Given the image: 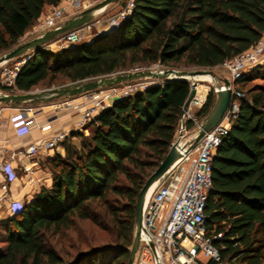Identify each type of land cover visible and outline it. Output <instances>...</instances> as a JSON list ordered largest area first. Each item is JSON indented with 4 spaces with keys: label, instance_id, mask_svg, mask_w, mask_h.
<instances>
[{
    "label": "trees",
    "instance_id": "trees-1",
    "mask_svg": "<svg viewBox=\"0 0 264 264\" xmlns=\"http://www.w3.org/2000/svg\"><path fill=\"white\" fill-rule=\"evenodd\" d=\"M59 2L0 0V52L16 47L45 6ZM133 2L131 13L109 32L58 50L43 45L26 53L18 89L157 62L215 67L249 49L264 32V0ZM237 81L243 82L244 97L212 158L206 224L210 233L221 234L215 243L222 264H264V63ZM189 94L186 79H165L101 110L93 129L78 133L80 147L67 143L64 155L49 160L51 186L0 220V264H127L138 194L167 155ZM215 100L211 89L200 117ZM79 220L107 231V241L91 243ZM56 235L65 242L60 248L51 242Z\"/></svg>",
    "mask_w": 264,
    "mask_h": 264
},
{
    "label": "built area",
    "instance_id": "built-area-1",
    "mask_svg": "<svg viewBox=\"0 0 264 264\" xmlns=\"http://www.w3.org/2000/svg\"><path fill=\"white\" fill-rule=\"evenodd\" d=\"M90 5L89 0H60L57 5L52 6L40 16L31 32L36 36L40 35L61 24L68 11L76 14ZM133 6V0H126V4L121 6L116 13L105 18L107 26L116 27L119 25L122 19L131 13ZM103 20L95 16L93 20L70 29L57 36L55 40L47 42L44 47L54 50L53 46L63 48L84 41L90 37L93 28L102 24ZM29 56L23 54L0 64V90L7 93L22 92L18 89L16 80L21 67ZM262 63H264V32L253 46L237 56L227 59L222 64L230 75L232 100L217 125L206 132L194 148L187 151V147L192 142L185 139L187 128H189L187 123L193 121L200 128L198 111L206 98L200 81L196 79V93L185 110L184 127L181 132L179 126V136L174 139L180 138V143L184 146L181 149L183 157L162 176L149 199L146 200L143 217L144 230L141 234L134 264H222L220 247L215 243V239H218L221 234L210 233L206 224V203L212 189V158L222 142L223 136L232 127L239 112L241 98L244 97V92L235 83L244 73ZM145 79L139 78L122 82V85L116 84L75 96L62 97L51 101L46 106H49L55 115L61 111L80 110L81 116L76 127L81 129L85 125L93 123L96 115L112 105L115 100L131 96L148 85L156 83L155 80H159L155 79L152 82ZM187 81L191 89L193 81L189 79ZM217 85V83H213V87L208 85L206 90L214 89L216 92ZM221 85L224 87L223 84ZM35 108L30 106L21 110L19 113L21 123L17 125L19 128L29 129V123L36 113ZM30 113L32 116L29 115ZM1 128L2 112L0 108V130ZM67 134L66 131H63L53 135L50 139L33 142L17 152L12 151L10 158L13 159L16 154L35 157L41 149L47 150L58 145ZM3 152L4 143L0 146V154ZM0 173H5L7 179H9L10 173L14 174L10 159H0ZM10 207L16 212L22 205L11 204Z\"/></svg>",
    "mask_w": 264,
    "mask_h": 264
},
{
    "label": "water",
    "instance_id": "water-1",
    "mask_svg": "<svg viewBox=\"0 0 264 264\" xmlns=\"http://www.w3.org/2000/svg\"><path fill=\"white\" fill-rule=\"evenodd\" d=\"M120 0H100L98 3L83 9L72 17L65 19L57 27L50 28L40 35H37L23 43L18 44L16 47L0 55V64L6 60L21 56L28 53L30 50L37 51L40 46L45 45L47 42L53 40L55 37L61 35L62 33L79 27L86 22L93 20L96 16V13L101 9L107 7L112 3H117ZM126 4V0L122 1V6ZM107 27V26H106ZM114 27H108L98 33L97 36L108 32ZM210 74L213 78L218 79L216 91V100L209 111L205 116L203 122L200 125L198 132L196 133L193 141L187 147V151L194 148L205 135L206 132L213 129L217 123L222 119L225 111L227 110L231 100H232V91L230 88V79L227 77L219 78L213 70L206 69H176V68H165V69H136L128 70L123 72L114 73L111 75H103L95 78H90L81 81L70 82L65 85L58 87H51L48 89L38 90V91H22L17 93H7L0 90V102L5 104H22L27 102H49L62 97L75 96L82 94L87 91L95 90L102 87L113 86L122 82L131 81L139 78H154L159 80L177 78V79H189L193 81V86L190 89V94L186 99L182 113L180 116L179 126L184 127L185 124V110L187 109L190 101L196 93V77L200 74ZM224 87H222V85ZM184 146L180 143V138H177L171 144V147L161 161L159 166L155 171L147 178L144 185L142 186L137 202H136V229L133 244L130 249V254L127 264H134L136 252L140 244L141 234L144 230L143 228V217L144 209L146 204V197L149 190L156 186L162 176L179 160L183 157L181 149Z\"/></svg>",
    "mask_w": 264,
    "mask_h": 264
},
{
    "label": "crops",
    "instance_id": "crops-1",
    "mask_svg": "<svg viewBox=\"0 0 264 264\" xmlns=\"http://www.w3.org/2000/svg\"><path fill=\"white\" fill-rule=\"evenodd\" d=\"M121 2L117 5L120 6ZM52 6L46 5L43 13ZM106 8H110V5ZM30 106L36 107V113L29 123L30 127L29 129L19 128L17 126L21 123L19 113ZM0 108L2 112L0 146L4 143V152L0 154V159H10L14 173H10L9 179L5 173H0V220H5L14 214L12 207L9 208L11 204L23 205L32 200L43 187L51 186L52 170L49 160L57 153L64 155L67 143L80 147L82 136L78 133L88 134L93 129V123L78 129L76 123L81 116L80 110L61 111L55 115L54 111L46 105L44 107L35 104L24 106L1 102ZM29 115L32 116L31 113ZM63 131L68 134L55 147L47 150L41 149L35 157L16 154L13 159L10 158L12 151L17 152L24 146L43 139H50L53 135ZM1 207H7L6 211H2Z\"/></svg>",
    "mask_w": 264,
    "mask_h": 264
},
{
    "label": "rangeland",
    "instance_id": "rangeland-1",
    "mask_svg": "<svg viewBox=\"0 0 264 264\" xmlns=\"http://www.w3.org/2000/svg\"><path fill=\"white\" fill-rule=\"evenodd\" d=\"M100 0H89V2H91V5H94L96 3H98ZM121 1L123 0H120L119 2L117 3H112L110 4V8H106L103 10V11H100V12H97L96 13V17H99V18H102L104 19L100 24L98 25L97 27H94L93 28V32L92 34L90 35V37L88 39H92L94 37H96L98 35V33L100 34V32L104 29H108L109 26H107V23L105 21V18L106 17H109L111 15H113L114 13H116V11L122 6V5H117L119 4ZM122 4V2H121ZM115 5V6H114ZM89 6V7H90ZM109 6V5H108ZM52 7H50L51 9ZM88 8V7H86ZM49 10V9H48ZM48 10H46L45 12H47ZM81 11V10H80ZM74 15V13L72 11H68L66 13V18H70ZM36 24V22L26 31V33L21 37L20 41H19V44L20 43H23L33 37L36 36V34H33L31 31L32 29L34 28V25ZM107 26V27H106ZM112 27V26H111ZM110 27V28H111ZM115 28V27H114ZM114 28H112L111 30H113ZM111 30H108L111 31ZM56 38H54L53 40H55ZM52 40V41H53ZM50 42V41H49ZM54 50H58L60 48H58L57 46H53L52 47ZM7 52V51H6ZM30 53L31 52H34V50H30L29 51ZM28 52V53H29ZM5 52H0V55L3 54ZM165 68H176V69H188V70H194V69H206V70H213L216 75L219 77V78H224V77H227L228 79H230V75L229 73L227 72V70L224 68L223 65H218V66H215V67H199V66H183V65H179V66H171V65H166V64H162L160 62H157V63H154V64H151V65H148V66H138V67H133L129 70H136V69H165ZM118 73V72H117ZM148 81H152L155 80L154 78H146ZM145 79V80H146ZM135 80V79H134ZM132 81V80H131ZM156 83L157 82H160L161 80H155ZM218 81V79H217ZM216 79L212 77L211 80H200V86L202 88V90L204 91L205 95L204 96H207L208 92L211 90H206V86L210 85L211 87H213V83H217ZM162 82V81H161ZM255 82H261L260 79L258 80H255L254 82H250L247 84V86L255 83ZM70 82H65L63 84H54L52 86H49L47 87L46 85L42 84L40 85L39 87H36L34 88L33 90L31 91H38V90H43V89H48V88H51V87H58V86H61V85H65V84H68ZM243 82L242 81H237L235 83V85L240 88V84H242ZM120 85H122V83H119ZM206 99V98H205ZM51 101L49 102H27V103H22L24 106H28L29 104H35V105H39V106H42V105H47L49 104ZM205 117H200L199 121L202 123L203 120H204ZM199 130V126L198 124H194L193 127L191 128H187V131H186V136H185V139L189 140V141H193L196 133L198 132ZM179 136V128L177 129V132H176V135H175V138ZM11 208V207H9ZM7 207H1V210L2 211H6ZM78 227H79V230L83 231L85 233V236H88L89 238H93L91 243H98V242H101V241H107V239L109 238V234L107 231H105L104 229H101L99 227H97L96 225H94L90 220H79L78 221ZM51 242L58 248H60L62 245L65 244L64 241L60 240L59 239V236H53L51 238ZM84 246V245H83ZM202 256V255H201Z\"/></svg>",
    "mask_w": 264,
    "mask_h": 264
},
{
    "label": "bare ground",
    "instance_id": "bare-ground-1",
    "mask_svg": "<svg viewBox=\"0 0 264 264\" xmlns=\"http://www.w3.org/2000/svg\"><path fill=\"white\" fill-rule=\"evenodd\" d=\"M196 79L199 80V81H200V80H204V81L207 80V81H208V80H211V79H212V76H211L210 74L205 73V74H200V75H198V76L196 77ZM154 188H155V186L152 187V188L149 190V192L147 193L146 200L149 199V197H150L151 193L153 192Z\"/></svg>",
    "mask_w": 264,
    "mask_h": 264
}]
</instances>
